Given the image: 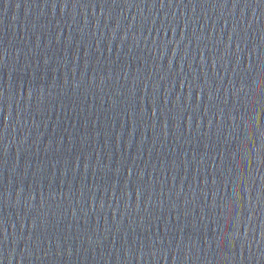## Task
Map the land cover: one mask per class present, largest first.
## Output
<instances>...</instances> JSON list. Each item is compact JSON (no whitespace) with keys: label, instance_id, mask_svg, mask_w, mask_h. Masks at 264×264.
<instances>
[{"label":"water","instance_id":"1","mask_svg":"<svg viewBox=\"0 0 264 264\" xmlns=\"http://www.w3.org/2000/svg\"><path fill=\"white\" fill-rule=\"evenodd\" d=\"M0 264H264V0H0Z\"/></svg>","mask_w":264,"mask_h":264}]
</instances>
